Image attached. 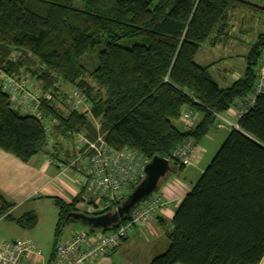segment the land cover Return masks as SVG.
Instances as JSON below:
<instances>
[{
  "label": "trees",
  "instance_id": "16d2710c",
  "mask_svg": "<svg viewBox=\"0 0 264 264\" xmlns=\"http://www.w3.org/2000/svg\"><path fill=\"white\" fill-rule=\"evenodd\" d=\"M248 6L247 0H0V150L22 163L41 153L57 161L71 156L64 141L75 134L93 140L98 133L114 150L130 148L182 168L172 161V149L188 137L199 142L216 122L214 113H226L252 90L263 35L249 47L241 77L226 87L212 78L211 65L194 59L202 44L227 35L232 12ZM20 71L53 96L61 81L91 103L90 116L63 112L52 100L41 103L52 122L51 151L40 121L13 109L3 89L5 77ZM183 110L200 116L191 129L178 125ZM236 124L177 206L166 250L149 264H258L263 258L264 94ZM136 185L114 207L93 213L78 210L77 197H51L55 234L79 221L66 219L68 213L114 212ZM14 206L0 191V215L11 217ZM130 212L108 228L80 222L89 232H106L128 221ZM12 220L28 230L38 218L25 211Z\"/></svg>",
  "mask_w": 264,
  "mask_h": 264
},
{
  "label": "built area",
  "instance_id": "2783aa9c",
  "mask_svg": "<svg viewBox=\"0 0 264 264\" xmlns=\"http://www.w3.org/2000/svg\"><path fill=\"white\" fill-rule=\"evenodd\" d=\"M259 1L264 8V0ZM66 84L58 81L54 96L49 91L36 87L29 80L17 81L15 77H5L3 89L10 98L13 109L22 114L36 117L45 132L47 149L54 145L52 137V122L45 117L41 110L43 101L52 100L63 106L65 111L75 110L90 116L91 103L81 89L72 88L63 92ZM264 94V50L255 67V79L252 90L236 103L235 121H231L223 114L214 113L215 126L238 128L237 119L254 103L258 95ZM198 114L183 110L180 121L185 129H191ZM94 120V119H92ZM96 127L98 126L94 120ZM73 152L69 164L61 155L56 161L62 171L71 167L75 170L77 179L81 182L86 197L83 202H77L75 207L86 213L102 211L111 207L132 186L138 184L144 177V167L149 161L141 153L130 148L114 150L108 146L102 134L95 139H87L82 134L73 135ZM197 142L188 137L180 141L171 151V159L179 166L194 163ZM51 151V150H50ZM48 158L49 156L46 155ZM166 202L156 191L136 204L130 212L128 221L120 224L116 229L106 232H89L83 229L74 231L66 242H58L55 246L53 264H89L97 258L106 255L113 248L119 246L124 239L138 228L145 226L165 207ZM0 264H44L43 257L33 241L19 238L0 243Z\"/></svg>",
  "mask_w": 264,
  "mask_h": 264
},
{
  "label": "crops",
  "instance_id": "0c3cea01",
  "mask_svg": "<svg viewBox=\"0 0 264 264\" xmlns=\"http://www.w3.org/2000/svg\"><path fill=\"white\" fill-rule=\"evenodd\" d=\"M242 73L243 71L241 75ZM241 75H229L216 72L215 79L212 78L219 86L226 87L234 80L241 77ZM236 108L237 106H235L233 111H227L226 118L232 122L233 120L235 121L234 113ZM199 119L200 116H198L196 121ZM178 125L183 128V123L181 121H179ZM215 128V132H210L211 130L209 129L208 133L197 142V151L192 165L184 166L180 169L173 168L172 172L167 174L160 182L156 192L159 193L162 200L166 202L165 207L156 214L149 224L136 228L118 247L89 264H116L120 262L121 257L125 260L127 258L125 256L127 248L139 238L145 239L147 242V246L145 244L143 245V249L148 255V258L145 260L146 264H149L153 257L166 250L168 243L165 241L159 244V242L161 237L165 236V232L170 226L171 218L177 206L197 182L228 132L231 130V127L228 126L222 128H217L215 126ZM218 130H224V132L221 131V133ZM203 139L205 140L203 141ZM210 143H213V145L208 148L207 144ZM67 159L64 161L65 164H69V160ZM61 169V167L57 166L56 161L51 160L44 153L34 156L27 163H22L14 156L0 150V191L6 198L15 203L10 213L17 210L31 199L44 198V200L50 202L51 197H58L65 202H70L73 198L77 197L79 203L83 202L86 195L83 193L81 182L77 179L75 170L71 167L63 172ZM79 229L81 228H72L70 233L61 242L68 241L74 231ZM14 230L16 233L14 235H22V233L25 232L20 228ZM148 236L152 238V240H149L147 238ZM4 237L9 239L8 237L13 236ZM11 240H15L14 237L10 238L8 241ZM43 262L47 264L48 259L43 258ZM121 263L134 264L129 259L127 262L124 261ZM258 264H264V256Z\"/></svg>",
  "mask_w": 264,
  "mask_h": 264
},
{
  "label": "rangeland",
  "instance_id": "374dc122",
  "mask_svg": "<svg viewBox=\"0 0 264 264\" xmlns=\"http://www.w3.org/2000/svg\"><path fill=\"white\" fill-rule=\"evenodd\" d=\"M247 1L252 6L238 8L231 13L230 25L227 30V35L222 37L215 44H211L209 41L202 44L194 57L195 61L199 64H212L209 69V73L214 79L216 72L229 75H241V72L246 66L245 55L249 47L255 42L258 36H264L263 5L257 0ZM119 43L121 45H125L126 41L121 40ZM93 56L94 55H92V58ZM88 60L89 59L87 58L85 59V61ZM29 75L30 74H28L27 72L20 71V75L16 76L15 79L17 81L29 80L34 82L36 87H39V83L33 80V78ZM61 89L65 93L68 92V90L72 89V87L66 85ZM55 105L62 109L63 112H65L63 106L57 103H55ZM234 108L235 105H233L229 110L233 111ZM226 115L227 112L223 113V116ZM214 128L215 123L210 127V132H215ZM218 131L224 132V130ZM204 140L205 139H203V141ZM63 144V148L68 151L69 155L70 152L72 154L73 140H66ZM212 145L213 143L207 144V147L210 148ZM70 158L71 156H69L67 160H69ZM25 211H34L38 216L37 223L33 228L24 230L25 232H23L22 235H14L16 234L14 229H19L20 227L14 222V220H12V218L19 217L21 213ZM56 220L57 208L51 201L49 202L47 200H44V198H38L35 200L31 199L26 204L20 206L17 210H14L11 213V217L0 215V243L2 241H8L13 237L14 239L28 238L35 243L43 258L50 259V254L55 239L57 240V242H61L70 233L72 228H81L83 230H88V226L82 224L80 221H71L63 226L58 235H56ZM4 236L13 237H8L9 239H6ZM147 238L149 240H152V238H150L149 236ZM165 241L168 243V240L165 238V236H163L161 237L159 244ZM144 244L147 246V242L142 238L134 241L133 244L129 246L125 252V256L127 258L124 260L121 257L120 262L117 263L124 264L121 262H127V260L129 259L134 264H146L145 260L148 258V255L143 249ZM49 264H53V261L50 260Z\"/></svg>",
  "mask_w": 264,
  "mask_h": 264
},
{
  "label": "water",
  "instance_id": "95a60500",
  "mask_svg": "<svg viewBox=\"0 0 264 264\" xmlns=\"http://www.w3.org/2000/svg\"><path fill=\"white\" fill-rule=\"evenodd\" d=\"M171 163L162 157H152L144 167L143 179L127 195L124 202L116 208L114 212H107L99 215H86L82 212L68 213L66 219L74 218L89 224L94 228H108L115 224L124 213H129L131 209L155 192L160 182L167 174L172 172Z\"/></svg>",
  "mask_w": 264,
  "mask_h": 264
}]
</instances>
